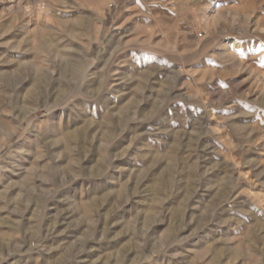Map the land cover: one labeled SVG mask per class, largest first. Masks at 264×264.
I'll return each instance as SVG.
<instances>
[{
	"label": "rangeland",
	"instance_id": "rangeland-1",
	"mask_svg": "<svg viewBox=\"0 0 264 264\" xmlns=\"http://www.w3.org/2000/svg\"><path fill=\"white\" fill-rule=\"evenodd\" d=\"M0 264H264V0H0Z\"/></svg>",
	"mask_w": 264,
	"mask_h": 264
}]
</instances>
